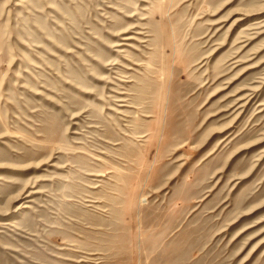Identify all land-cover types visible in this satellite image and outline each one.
I'll return each mask as SVG.
<instances>
[{"label":"rangeland","instance_id":"1","mask_svg":"<svg viewBox=\"0 0 264 264\" xmlns=\"http://www.w3.org/2000/svg\"><path fill=\"white\" fill-rule=\"evenodd\" d=\"M0 264H264V0H0Z\"/></svg>","mask_w":264,"mask_h":264}]
</instances>
